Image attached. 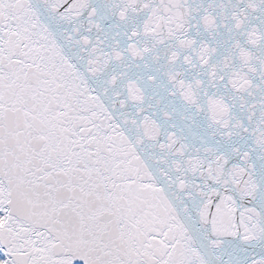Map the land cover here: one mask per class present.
Returning a JSON list of instances; mask_svg holds the SVG:
<instances>
[{
    "label": "snow or ice",
    "instance_id": "snow-or-ice-1",
    "mask_svg": "<svg viewBox=\"0 0 264 264\" xmlns=\"http://www.w3.org/2000/svg\"><path fill=\"white\" fill-rule=\"evenodd\" d=\"M0 264H264V0H0Z\"/></svg>",
    "mask_w": 264,
    "mask_h": 264
}]
</instances>
